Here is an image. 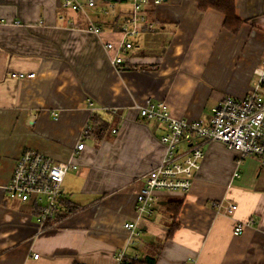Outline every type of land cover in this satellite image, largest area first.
<instances>
[{
	"label": "crops",
	"instance_id": "0c3cea01",
	"mask_svg": "<svg viewBox=\"0 0 264 264\" xmlns=\"http://www.w3.org/2000/svg\"><path fill=\"white\" fill-rule=\"evenodd\" d=\"M62 1L0 0L8 22L0 23V264H116L121 249L154 264H264L257 158L237 162L223 144L207 143L190 190L154 193L150 214H138L135 199L164 153V126L140 117L137 106L163 100L174 118L207 120L224 96L243 97L264 58V0H234L236 32L223 26L222 13L193 0H150L143 11L151 28L129 37L134 48L120 50L116 66L105 46L122 38L127 0H95L85 12ZM92 113L110 123L100 141L86 134ZM25 149L55 162L72 156L77 165L63 178L59 216L41 230L35 204L11 200L4 189ZM170 202L182 204L175 217ZM219 202L236 208L218 212ZM244 220L250 225L234 235ZM126 222L138 238L128 241Z\"/></svg>",
	"mask_w": 264,
	"mask_h": 264
},
{
	"label": "built area",
	"instance_id": "2783aa9c",
	"mask_svg": "<svg viewBox=\"0 0 264 264\" xmlns=\"http://www.w3.org/2000/svg\"><path fill=\"white\" fill-rule=\"evenodd\" d=\"M150 0H127L131 13L121 26L122 38L115 45L106 43L107 50H114L110 57L112 66L119 65L122 58L119 51L134 48L129 37L141 29H150L152 24L147 22L144 7ZM153 4L163 0H151ZM95 0H63L62 7L73 11L85 12L86 7H92ZM105 12V11H104ZM7 21L0 18V23ZM41 21H39L40 23ZM8 23V22H7ZM19 26L18 20L11 22ZM88 30L99 34L98 26L90 24ZM257 80L253 87L241 98L226 95L211 109L207 120H186L170 116L168 105L163 100L153 101L146 98L137 106V113L148 121H155L164 126L160 142L164 146V154L157 165L144 176V183L136 193V211L138 214H150L155 194L158 191L182 192L190 190L195 173L200 166L203 156V146L216 141L233 151L239 162L244 156L258 159L260 170L264 175V58L255 69ZM33 72H20L19 78H31ZM115 132V130H112ZM184 144L185 148L180 149ZM83 142L76 145L80 150ZM72 156L65 162H55L50 156L35 150L21 151L12 168L9 182L4 187L6 195L11 200L20 202L32 201L36 206L37 225L39 230L55 220L60 214L63 200L62 181L69 169L77 165ZM238 176V170L233 172ZM156 191V192H155ZM217 211L226 214L235 210V204H216ZM251 220L238 221L233 226V234L240 235ZM124 228L128 233V241L138 238V230L134 222H126ZM264 250V246L262 247ZM37 257V254H33ZM116 264H124L127 257L124 250L115 253ZM191 261L193 259L191 258Z\"/></svg>",
	"mask_w": 264,
	"mask_h": 264
},
{
	"label": "trees",
	"instance_id": "16d2710c",
	"mask_svg": "<svg viewBox=\"0 0 264 264\" xmlns=\"http://www.w3.org/2000/svg\"><path fill=\"white\" fill-rule=\"evenodd\" d=\"M102 2H118L119 0H101ZM198 9L207 10L212 9L219 11L224 15L223 26L231 32H236L241 24V20L237 18L235 14L234 0H193ZM110 123L104 120L99 114L92 113L89 121L88 128H86V134L93 136L98 141L102 140L106 134L110 133ZM181 202H170L168 210L172 212L175 217L180 210ZM177 228V224L173 222L170 227L167 236H171L174 230ZM78 264V263H73ZM124 264H154V259H131L127 258Z\"/></svg>",
	"mask_w": 264,
	"mask_h": 264
},
{
	"label": "rangeland",
	"instance_id": "374dc122",
	"mask_svg": "<svg viewBox=\"0 0 264 264\" xmlns=\"http://www.w3.org/2000/svg\"><path fill=\"white\" fill-rule=\"evenodd\" d=\"M24 78V77H23ZM197 119H201V118H197ZM193 120H195V119H193ZM155 122V121H154ZM164 154V153H163ZM156 192V191H155Z\"/></svg>",
	"mask_w": 264,
	"mask_h": 264
}]
</instances>
